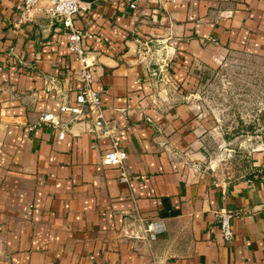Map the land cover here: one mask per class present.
Wrapping results in <instances>:
<instances>
[{
  "label": "crops",
  "instance_id": "1",
  "mask_svg": "<svg viewBox=\"0 0 264 264\" xmlns=\"http://www.w3.org/2000/svg\"><path fill=\"white\" fill-rule=\"evenodd\" d=\"M21 2L0 0V264H264V151L233 175L210 169L221 140L184 100L229 53L264 49V0H99L76 18L99 35L86 45L93 87L130 183L104 165L111 140L92 132L90 112L63 140L29 129L75 102L79 63L62 22L13 29ZM161 66L176 98L161 90ZM222 209L234 213L230 244ZM139 219L165 228L149 243L122 237Z\"/></svg>",
  "mask_w": 264,
  "mask_h": 264
},
{
  "label": "rangeland",
  "instance_id": "2",
  "mask_svg": "<svg viewBox=\"0 0 264 264\" xmlns=\"http://www.w3.org/2000/svg\"><path fill=\"white\" fill-rule=\"evenodd\" d=\"M158 56L153 55L150 60ZM171 77L170 81L162 79L161 90L176 98L181 88H176L173 74ZM187 89L184 100L196 107L206 123L208 137L221 140V151L208 148L210 169L233 175L244 169L245 154L264 151L263 48L251 46L229 53L218 67Z\"/></svg>",
  "mask_w": 264,
  "mask_h": 264
},
{
  "label": "built area",
  "instance_id": "3",
  "mask_svg": "<svg viewBox=\"0 0 264 264\" xmlns=\"http://www.w3.org/2000/svg\"><path fill=\"white\" fill-rule=\"evenodd\" d=\"M94 8V3L81 0H22L16 8V17L12 22L15 31L24 26L32 24L42 17L62 22L64 32L69 40V50L76 57L79 68L77 70V81L79 92L75 102L63 101L60 114L42 113L36 121L29 126L35 130L38 127H48L53 130L58 139H65L69 132L71 123L83 121L87 113L93 116L92 132L99 138L111 140V148L103 155V163L106 166L119 169V180L121 183H130L134 177L127 170V153L121 141L117 138L116 128L109 121L104 113V93L94 89L93 63L89 58L87 43L98 41L99 35L87 29H81L76 24V18L84 15ZM163 78L170 81V74L167 67L161 66ZM63 115H67L64 119ZM220 225L221 234L228 244L234 241V230L232 221L234 213L226 209L214 212ZM164 223L146 222L139 219V223L132 224L122 229L121 236L126 239L151 242L155 241L157 235L164 230Z\"/></svg>",
  "mask_w": 264,
  "mask_h": 264
},
{
  "label": "water",
  "instance_id": "4",
  "mask_svg": "<svg viewBox=\"0 0 264 264\" xmlns=\"http://www.w3.org/2000/svg\"><path fill=\"white\" fill-rule=\"evenodd\" d=\"M81 1H84V2H91V3H96V2L99 1V0H81Z\"/></svg>",
  "mask_w": 264,
  "mask_h": 264
}]
</instances>
